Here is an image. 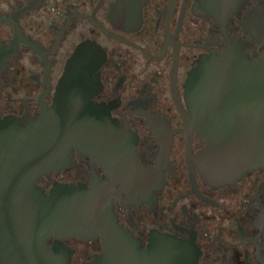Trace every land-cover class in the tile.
I'll return each instance as SVG.
<instances>
[{
	"label": "flooded vegetation",
	"instance_id": "flooded-vegetation-1",
	"mask_svg": "<svg viewBox=\"0 0 264 264\" xmlns=\"http://www.w3.org/2000/svg\"><path fill=\"white\" fill-rule=\"evenodd\" d=\"M81 43L104 52L91 99L127 134L131 159L112 169L72 148L70 166L51 176L88 184L127 173L111 206L142 246L160 232L190 240L195 264H264V165L206 184L191 159L205 143L184 120V83L199 56L232 47L264 57V0H0V117H37ZM78 241L88 245L81 256ZM64 242L69 264L102 249L100 239Z\"/></svg>",
	"mask_w": 264,
	"mask_h": 264
},
{
	"label": "water",
	"instance_id": "water-1",
	"mask_svg": "<svg viewBox=\"0 0 264 264\" xmlns=\"http://www.w3.org/2000/svg\"><path fill=\"white\" fill-rule=\"evenodd\" d=\"M104 59L97 44H79L37 117L24 116V123L0 117V264H69L72 248L64 240L71 236L100 239L102 249L88 264L196 263L190 240L151 232L142 246L118 222L114 183L128 184L127 173L110 180L93 176L88 184L51 176L70 166L72 148L112 169L130 162L127 134L115 132L119 123L91 99ZM184 87L185 124L205 143L192 164L206 184H230L264 165V57L247 59L232 47L203 54ZM75 247L81 256L88 245L78 241Z\"/></svg>",
	"mask_w": 264,
	"mask_h": 264
}]
</instances>
